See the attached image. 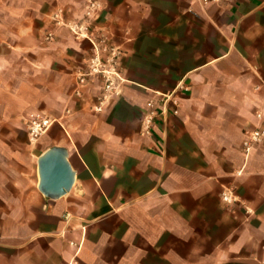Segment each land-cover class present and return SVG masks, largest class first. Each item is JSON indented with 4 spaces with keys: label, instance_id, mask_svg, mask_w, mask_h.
Here are the masks:
<instances>
[{
    "label": "crops",
    "instance_id": "0c3cea01",
    "mask_svg": "<svg viewBox=\"0 0 264 264\" xmlns=\"http://www.w3.org/2000/svg\"><path fill=\"white\" fill-rule=\"evenodd\" d=\"M113 4L128 12L113 16L126 28L121 91L95 115L86 96H68L73 115L55 144L68 148L76 175L61 197H44L38 174L26 192L22 171L0 162V264H147L160 246H194L202 232L214 261L238 247L264 260V143L248 155L241 147L264 125V0ZM22 47L0 41L2 123L24 110L2 78L6 49ZM171 91L178 113L142 134L146 102Z\"/></svg>",
    "mask_w": 264,
    "mask_h": 264
},
{
    "label": "rangeland",
    "instance_id": "374dc122",
    "mask_svg": "<svg viewBox=\"0 0 264 264\" xmlns=\"http://www.w3.org/2000/svg\"><path fill=\"white\" fill-rule=\"evenodd\" d=\"M114 1L0 0V41L23 46L19 52L6 49L8 65L2 78L9 81L7 90L14 98L13 108H24L20 115L12 111L8 121H0V162H10L22 171L26 181L19 186H23L26 192L35 188L37 155L65 134L61 125H65L68 115H73L71 107L69 111L68 96L70 100L86 96L89 101L86 111L90 115L101 111L95 106L99 105L98 97L105 92V76L92 71L80 81L79 74L90 71L97 56L100 69L112 71L113 68L125 78L122 61L127 52L123 37L126 28L119 29L118 24L114 25L113 16L126 18L128 12L122 8L115 10ZM16 25L24 30L19 36ZM114 29L121 33L120 38ZM34 61L39 63L34 64ZM121 88L120 84L117 89L121 91ZM107 93L109 96L102 108L118 95L114 90ZM74 102L81 108L78 101ZM4 114V103L0 102V117ZM33 118L49 122L41 125L36 139H31L28 134V124ZM23 201L25 205L32 202L27 197ZM211 243L212 240L202 232L194 246L188 243L180 247L160 246L156 254L148 256L147 264H264V260L256 256L245 258L246 247L235 248L226 261H214ZM175 247L180 252L178 259L175 262L162 259L160 262L158 255L170 256Z\"/></svg>",
    "mask_w": 264,
    "mask_h": 264
},
{
    "label": "built area",
    "instance_id": "2783aa9c",
    "mask_svg": "<svg viewBox=\"0 0 264 264\" xmlns=\"http://www.w3.org/2000/svg\"><path fill=\"white\" fill-rule=\"evenodd\" d=\"M224 0H195L200 5H206L208 3H217L222 2ZM94 3H91V6H93ZM92 42L93 40L89 38ZM93 45L96 49V45L93 42ZM119 53V50L116 52ZM96 63H93L91 70L86 71L84 73H80V81H83L85 79V76H88L92 73V71L95 72H101L103 73V76H105V92L102 93L99 98V105L95 106L97 110L102 109V105L106 102L107 97L109 96V93L107 92H114L119 93L120 89H117L124 79L121 78L117 71H113L115 69L112 68V71L108 69H100L98 66L99 59L96 56L95 57ZM97 65V66H96ZM110 74H114L112 77ZM116 78L119 79V81H116ZM157 96L155 98H151L146 102V108L144 112L141 115V133L142 134H149L154 127L155 121L157 118L161 117L164 113H167L168 110L172 111L174 114H177L179 111V101L178 97L175 94L174 91L168 92V93H160L156 92ZM257 118L261 117V112H256ZM46 123H49L48 120H39L33 118L29 124H28V134L31 139H36L39 133L41 132V125H45ZM259 143H264V125H257L253 128L247 130L244 135V139L241 143L242 150L245 155H248L251 149Z\"/></svg>",
    "mask_w": 264,
    "mask_h": 264
},
{
    "label": "water",
    "instance_id": "95a60500",
    "mask_svg": "<svg viewBox=\"0 0 264 264\" xmlns=\"http://www.w3.org/2000/svg\"><path fill=\"white\" fill-rule=\"evenodd\" d=\"M37 188L44 197L57 199L69 191L76 171L69 161L66 146L52 144L37 156Z\"/></svg>",
    "mask_w": 264,
    "mask_h": 264
}]
</instances>
